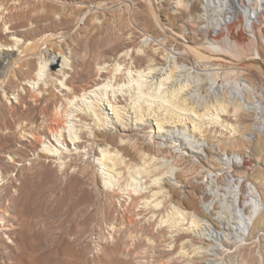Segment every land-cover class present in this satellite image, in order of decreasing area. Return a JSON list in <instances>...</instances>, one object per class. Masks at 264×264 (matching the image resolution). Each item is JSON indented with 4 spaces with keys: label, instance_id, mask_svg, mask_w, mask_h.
Listing matches in <instances>:
<instances>
[{
    "label": "rangeland",
    "instance_id": "obj_1",
    "mask_svg": "<svg viewBox=\"0 0 264 264\" xmlns=\"http://www.w3.org/2000/svg\"><path fill=\"white\" fill-rule=\"evenodd\" d=\"M227 1L221 0L218 11L215 8L206 9L204 0H156L165 30L176 32L199 45L221 46L234 60L235 69L218 71L216 78L219 87L215 92L219 96H227V106L224 107L212 103L216 94L210 92L209 81L215 77L185 70L181 66H190L189 61H195L194 55L190 51L186 52L188 62L186 57H176L180 43L157 25L146 0L106 1L100 9L85 16L82 22L79 12L99 0H0V30L5 32L12 26V29H17L14 33L1 36L0 44L13 47L12 51L4 52L17 53L20 47L23 49L30 42L36 46L29 52L35 56L32 59L36 63L31 77L27 67L13 64V68L6 70L5 78L0 82V101L6 100V103H0V125L3 123L0 126V155L6 158L9 165L13 163L10 168L11 182L7 179L0 182V205H9V213L14 218L10 238L4 239L0 235V264H212L207 261L209 253L203 252L213 242L206 238L209 230L202 220L205 214L201 207L209 203V197L202 193L210 185L208 170L213 172V168L219 164L223 167L221 162L225 156L245 158V170L238 169L236 163L233 167L246 182L257 188L263 218L253 227L252 239L241 243L226 239L214 258L215 264H264V115H258L256 108L247 111L243 105V108L240 107L241 103L247 105L259 100L264 107V69L240 68L244 66L245 57L258 56L255 53L257 49L262 54L263 48L259 46H264V33L259 39L248 35L249 40L243 44L232 42L227 37L222 40L208 38L206 32L225 15L229 7ZM195 4L200 7L201 20L191 15L197 10ZM262 6H258L260 10ZM256 7L251 5L253 9ZM243 21L245 24L246 19L243 18ZM50 34L64 35L52 43V51L65 52L71 60L75 54L69 47L75 45V41L80 42V45L83 42L77 51V57L83 60L85 56L87 61L83 73L85 79L80 82L82 85L89 83V73L98 62L115 59L127 52L132 55L131 61L127 60L122 70L128 67L134 70L138 66L147 71L150 68H163L165 74L160 71L151 74L152 77L142 82L141 91L133 82L132 92L125 93V98H128L126 104L130 108L124 116L130 123V131H123L119 126L115 129L110 124L105 128H97L91 121L92 124L83 129L87 133V147H83L80 152L69 142V138L70 149L56 142L53 135L49 134L33 148L29 142L22 145L12 141L10 131L4 127L7 123L15 122L19 113L28 114L34 120H41L43 115L39 108L35 109L40 107L38 101L25 99L21 104L16 98L11 99L15 95L9 93L8 87L15 89L20 85L23 93L21 78H37L39 68L48 59L47 44L41 46L40 41L42 43ZM146 54L152 55L155 60L146 61ZM261 61H264V57ZM255 68L259 69L258 72L253 70ZM52 69L57 70L58 67ZM122 70L117 74L120 75ZM242 71L244 73L240 74ZM254 72L258 73V79ZM169 74L171 78L166 80ZM238 75H243L245 81L256 87H253L250 95L242 91L246 99L240 103L241 97L234 92L241 80ZM132 77H135V73L130 76L125 74L124 83L128 84ZM15 82H19L18 85ZM45 83V80L40 81L44 88L52 85L50 82L45 86ZM59 88L60 84L56 83L54 90L63 98ZM34 90L38 91V88ZM3 92L9 96H4ZM160 96L162 98L159 99ZM64 100L59 106L58 103L54 104L53 109L58 121L68 128L75 124L73 118L76 117L77 107L83 106L84 112L81 114L85 115L88 106L80 103L79 106H72L65 104ZM27 101H33V110L28 109L30 104ZM135 101L138 104L134 105ZM16 102L18 110L14 109ZM150 103H153L150 113L154 111L150 117L159 115L167 120H177L178 116H182L186 124L175 128L166 127L165 131L158 133L155 121L148 118L146 108H149ZM131 106H143L146 109L143 124L135 122ZM192 120L201 127L202 133L192 131L188 123ZM181 130L193 136L192 145H188L185 140L178 143L169 139L171 131ZM151 131H154L153 137ZM98 134L105 135L106 140L116 137L118 145L111 140L95 141V135ZM91 144L94 146L89 150ZM107 144L116 148L112 150L116 156L113 154L104 160L102 155ZM55 145L60 149L56 153L50 151L57 149ZM156 178H159L158 184L153 181ZM106 181H109L108 184ZM7 186L11 189L8 190ZM176 208L186 211V215L179 218ZM215 208L214 211L220 210L218 203Z\"/></svg>",
    "mask_w": 264,
    "mask_h": 264
},
{
    "label": "bare ground",
    "instance_id": "obj_2",
    "mask_svg": "<svg viewBox=\"0 0 264 264\" xmlns=\"http://www.w3.org/2000/svg\"><path fill=\"white\" fill-rule=\"evenodd\" d=\"M106 1H109V0H99L98 3L90 4L88 7L86 6L87 7L86 10H81L79 12V15H80L79 20L82 22L83 18L85 16H87L88 14H90L91 12H93L96 9H100L103 5H105ZM228 1H229V4H228L229 7H228V9H226L227 11H226V13H224L225 15L222 17L220 22L216 23L215 26L210 27L211 28L210 31L209 30L207 32L205 31L208 38H212V40L213 39L220 40L223 37H227L232 42H235L238 44H243V43H245L246 40H249L248 35H250V34L254 35L255 38L258 37L257 39H259V37L264 33V29H263L264 3H263V0H228ZM146 2L148 4V7L150 8L151 14L155 17V20H156L155 22L158 23L157 25H159L163 29V31L166 34H168L171 38H173L174 40H176L180 43V49L178 52L175 53L177 55L176 57L178 59L179 58L184 59L183 57H186L188 55L186 53L188 51L192 52V56L194 55L195 59H194V57H191V58L194 59L195 61L190 60L189 61L190 66H187V64L186 65L182 64L181 66L185 70H195L199 74L205 73V75L207 74V75L215 77V79H212L209 81V85H211L210 92L211 91L215 92L216 88L219 87L218 83L216 81V78H218V75H217L219 73L218 71H220V72L225 71L228 68H229L228 70H230L231 68L235 67L234 66L235 62L232 59V57L228 56L221 46L219 47L217 45H215V46L214 45H208V46L199 45V44H196L194 42H190L187 39H184L182 37V35H180L176 32L170 33V31L168 29L165 30V28H164L165 25L163 24L164 26H162V22L160 20V14H159L160 11H159V8L157 6L156 0H146ZM18 3H20V2H18ZM225 3H223L224 7H225ZM220 4H221V0H204V7L206 9L215 8L216 10L220 11V6L222 5V4L221 5ZM14 5H16V4H14ZM251 5H255L257 7L253 9V8H251ZM3 6H4V4H3ZM194 6H195V10L196 9L197 10L195 13L193 11L192 13H194V14H191V15H195L196 19L198 18L201 20L202 19L201 15H200L201 10H198V9H200V7L198 4L197 5L195 4ZM258 6H262L263 7L262 10H260V8ZM147 10H148V8H147ZM0 15H1V10H0ZM242 17L246 19L245 24H244ZM193 18H194V16H193ZM194 20H195V18H194ZM196 23H198V21H196ZM19 24H21V23H19ZM79 24L80 23H78V25ZM12 28H14V27L12 26ZM12 28L6 29L7 31H5V32L1 29L3 31V33L0 30V38L3 35L7 36L9 33L10 34L14 33L15 30H17V29L14 30ZM60 34H57V35L50 34L44 39V41L42 43L40 41L41 46L44 44H47V47H48L47 48V53H48L47 57H48V59H47L46 63L39 68V71L36 74L37 78H34V79L28 78L29 80H27V78H24V79L21 78L23 81V82L21 81L22 87H23V93H21L22 90L20 88V85L17 86L15 89L8 87V90L10 92L7 90L9 93H11V95L12 94L15 95V96H11V99L16 98L18 100V102L21 101L20 102L21 104L24 103L25 99L31 101V99L33 98V101H34V99L36 101H38L37 104L38 105L40 104V107H37L35 109L39 108L38 110L41 111L43 118H41V120H38V119L34 120L31 118L32 116L29 117L28 114L24 115L22 113H19L17 115L15 122H13L14 121L13 120L12 123H9V124L7 123L4 127H5V130L7 129L10 131L12 141L17 142V143L22 144V145H26V142H29L31 144L32 148H33V146L36 147L39 143L42 142V138L49 134L50 136L53 135L54 140L56 142H58L59 144H63L64 146H67L70 149V144H68V141H67V138H69V142L73 143L77 152H80L82 150V148L85 147L86 144L88 143L87 133L83 129H85L87 126L91 125L92 124L91 121H94V126L97 128L98 127H104L105 128V126L108 127V125L110 124V125H114L115 129L118 128V126H119V128L120 127L123 128V131H128L130 128V123L128 122V120L127 121L125 120L124 115L127 112L128 108H130V107H128L126 104V101L128 100V98H125V96H126L125 93H131L132 92L133 86L131 84L134 85L133 82H135V86H137L138 90L141 91L140 87L142 85V82L146 81V78L148 79L149 77H152L151 74H153V73L156 74L157 71H160V73H162V74H165V72L163 71V68L157 69V68H150V66H149L150 69H148V71H147L146 69L143 70V68H141L140 66L136 67L135 65L134 66L136 68L134 70H131V67L127 66L128 68L127 69L123 68V70H124L123 71L122 65L127 64V60H129L130 57L132 56V55L131 56L129 55L130 52H129V54L127 52V53L121 54L120 57H117L115 59H110V60L108 59V61L105 60V61L98 62L96 67L92 68V70L89 73V75H90L89 77L91 79L90 81L88 80L89 83L86 85H82V84H80V82L82 80L84 81V79H85V76L83 73H84V70L86 69L85 62H87V61H85V58H86L85 56H83L84 61L82 59L78 58L77 57V54H78L77 51L79 50V46H81L83 42L80 45V42L75 41L76 44L73 45L72 47H69V50L73 51V53L75 54V55L73 54L74 57L72 56V60H71L68 58L67 55L64 54L65 52L64 53H62V52L56 53V52L52 51L53 50L52 46H51L52 43L59 40L62 36H64L63 34L62 35H60ZM15 42H16V40H15ZM18 44H20V43H18ZM159 44H160V42H159ZM6 46H7V44H6ZM34 47H36V46H33L30 42V43H28V45L26 47H22L23 49H21V47H20L18 49L17 53H9V52L5 53L4 50L12 51L13 47H10V46L4 47L3 44H0V82L2 79L5 78L4 76L6 75L5 74L6 70H8V68L9 69L13 68L12 67L13 64H15V65L19 64V67L21 66V68L27 67L28 71L30 73V77H31V73H33V71H34V64H36V63L34 62L35 59H32L35 56H33L32 54L30 55L29 52L33 51L35 49ZM259 47H260V49L263 48L262 54H261V52H260V54L263 55V57H264V46L260 44ZM155 50H158V49H155ZM180 50H182V51H180ZM258 50L259 49H257V52L253 51L254 55H255V53H257L256 54V55H258L257 57L255 56L252 58L251 57L250 58H246V57L244 58L245 59V60H243L244 62L242 61L243 62L242 65H244V66L240 67L241 69L242 68H244V69L249 68L250 69L251 67L252 68H254V67L259 68L260 67L262 70L264 69V61H261L263 57L260 56ZM86 51H87V49H86ZM35 52H36V50H35ZM71 54H72V52H71ZM187 57H186V59L188 62L189 59ZM40 58H42V57H40ZM37 59H38V57H37ZM133 59H134V56H133ZM133 59H132V61H133ZM144 59L146 61L152 62L153 57L150 54H146ZM154 60L155 59H153V61ZM21 61H22V63H20ZM118 61H120V63ZM130 61H131V59H130ZM198 63H200V64H198ZM54 66H57L58 69L53 70L52 67H54ZM35 68H36V66H35ZM120 70H122L123 72L119 75V73L117 74V72H120ZM253 70L256 71L257 69L255 68ZM258 70H257V72H258ZM210 71H213V72H210ZM243 71L240 74L245 72V71L244 72ZM263 72H264V70H263ZM132 73H135V77H132L131 79H129L130 80L129 83L125 84L124 80H123L124 75L126 74V75L130 76V75H132ZM87 74L88 73H86L85 75H87ZM253 74H255L257 79H258V76H257L258 73L256 74L254 72ZM238 76H240V75H238ZM245 76H246V74H245ZM242 77H244V76L243 75L240 76L241 80H239L240 81L239 84L234 89L235 94L238 97H241V100L239 101V103L245 101V99H246V97H244L245 95H242L243 94L242 91H246V92H248V94L249 93L251 94L253 87H254V85L252 86L251 84H249L250 83L249 81H248L249 82L248 83ZM252 77H254V76H252ZM259 77L261 78V76H259ZM170 78H171V76L169 74L166 77V80H168ZM46 79H48L47 80L48 82L46 81ZM43 80H45V82H46L44 84L45 86L51 82V84H52L51 87L50 88H44L42 86V84H40V81H43ZM256 80H255V82H256ZM162 82H163V80H161V87H162ZM16 83L17 82H15V84ZM18 83L16 85H18ZM56 83L60 84L59 89H61L60 91L62 92L63 98L65 100L61 96H59L57 94V92H55L56 90H54V89H55ZM186 83H187V81H186ZM256 84H258V83H256ZM36 88H38V91L34 90ZM220 88H222V85H220ZM254 88H256V87H254ZM162 89H163V87H162ZM34 91L36 94H34ZM3 94H4V92H3ZM215 94L216 95H215L212 103L215 104V106H219V105L224 106V107L227 106V100H226L227 96L226 97L222 96V95L219 96L216 92H215ZM5 95H7V93L4 94V96ZM0 96H1V94H0ZM7 96H9V95H7ZM253 96H255V95H253ZM8 98H10V97H8ZM160 98H162V96H160L159 99ZM135 99H136V97H135ZM135 99H133V100H135ZM259 99H260V96H259ZM261 99L263 100V98H261ZM63 100L66 102V103L64 102L65 104L72 105V106H79L80 104H82V105L86 104L88 106V110L87 109L85 110V113H84L85 115H82L83 114L82 111L84 112V109H82L83 106L82 107L79 106V108L77 107V110L75 109L76 110L75 113H77L76 114L77 118L76 117H75V119L73 118V120H75V124L69 125L68 128H66L61 122L58 121L57 116H56V112L53 109L54 104L58 103V106H59V104H62ZM163 100L171 103L170 100H167L165 98H163ZM184 100H186V99H184ZM228 100H229V97H228ZM5 101L6 100H4V102ZM22 101H23V103H22ZM30 101L29 102L27 101L30 104V108H28L29 110L32 109L31 103L33 102L32 101L30 103ZM1 102H3V101L1 100L0 103ZM18 102H16V104H14L15 110H18L17 109L18 106H16L18 104ZM35 102H34V104H35ZM259 102H261V100H259L258 102L255 101L253 103H249L247 105H245L244 103H241V106L238 103V105L241 108L245 107L247 111H248V109L256 108L258 115H264V107ZM43 104H45V105H43ZM136 104H138V103L135 101L134 105H136ZM242 105H243V107H242ZM139 106H141V105L139 104ZM2 107H3V105H2ZM8 107H9V105H8ZM108 107H109V109H108ZM150 107H153V103H150L149 108H146L147 112H149V113H147V114H149V117L148 116L147 117L150 118L151 120L153 119L155 121L154 126H156L158 133L165 131L166 127L175 128L177 126H182L183 124H186V123H184V120H182L183 118L181 119L182 116L180 117L178 115H177L178 116L177 120H174V119L173 120L172 119L167 120L165 117L160 118L159 115L152 116L154 114V111H152L150 113V111H151ZM132 108L134 109L133 111H134V116H135V122L137 124H140V123L143 124L146 109H144L143 106L137 107V108H135V106H134ZM223 110H225V109H223ZM5 112H6V110H5ZM150 114H152L151 117H150ZM201 116L202 115H200V117ZM88 121H90V122L88 123ZM5 123L6 122H4V124ZM188 123L191 124L192 131L194 133H198V132L202 133L203 132L201 127H199V125L195 122V120L188 121ZM2 124L0 125L1 127L3 126ZM4 127L2 129H4ZM76 127H78V128L80 127L79 128L80 130L77 129ZM93 128H92V132L90 131L92 134L94 132ZM112 128H113V126H112ZM79 131H80V133H78ZM153 133H154V131L153 132L151 131V137H153ZM170 134L171 135H168L169 139L174 140L178 143L182 140H185V142H187L188 145H192L194 143L193 136L186 134V133H183L182 130L177 131V132L171 131ZM102 136H103V138H101ZM7 137H8V135H7ZM105 137L106 136L103 134L101 136H99V134H98V135H95L94 140L95 141L96 140H105V142H108L109 140H111V141H113V144L118 145V141H117L116 137H111L107 140L105 139ZM12 141H10V142H12ZM11 144H13V143H11ZM19 144H17V148H18ZM20 146H19V148H20ZM93 146H94V144L89 145V150H92ZM161 146H162V144H161ZM54 147H57V146L55 145ZM113 149H116V148H113L109 144H107L106 148L103 150L102 159L106 160L105 158L108 159V157L111 158L112 156H114L115 153L112 152ZM59 150L60 149L57 147V149L50 150V151H54L56 153ZM47 151L49 152L48 149H47ZM115 152H118V151L116 150ZM4 156H6V155H4ZM7 157H9V156H7ZM233 157H237V156H233ZM230 160L232 161V158L228 159L225 156L223 158V163L221 162V165H224L223 167H221L219 164L218 167L213 168V170H214L213 172H210L208 170V172L210 174L209 175L207 174V176L209 177L210 185H209V187H207V189H204L205 190L204 192L202 191L203 193L201 192L203 195H206L207 197H209V203L208 204L204 203V205H202L201 208L205 214V217L202 218V220L205 221V224L209 230V233H206V235H207L206 238H207V240L213 242L212 244H209V246L207 248L203 249L204 250L203 252L209 253L210 258L208 257L207 261L212 263V264H215L214 258L217 257L218 252L220 249H222V244L224 243V241L226 239H231V241L236 242V243L237 242L241 243L243 241H247L249 239H252L253 227L255 226L256 222H258L259 220H261L263 218V209L261 208L260 197L258 196L259 193L257 191V188L252 186L251 184L245 185V188H243V189L237 188V185L240 183L242 186V183H243L242 178L243 177L239 175L240 172H238L236 170V168L229 165ZM11 164H13V163H11ZM11 164L10 165L8 164V162L6 161V158H4V157L1 158V160H0V182H4L5 179H7L9 181L11 180L10 179L11 178L10 171H12V170H10ZM241 164H243V162ZM245 166L246 165L243 164V165H239L237 168L238 169H244ZM206 172H207V170H206ZM158 180H159V178H156L153 181H154V183L158 184V182H157ZM12 181H13V179H12ZM108 182L109 181H106L107 184H108ZM11 184H13V183H11ZM9 188L10 187L7 186L8 190H9ZM7 197H8V195H7ZM217 203L220 206V210L214 211L216 209L215 206ZM176 209H177V212L179 214V218H183L186 215V211H183L182 209H179V208H176ZM9 211H10L9 205H6V206L0 205V235L4 236L5 237L4 239L10 238L11 230L13 231L12 227H13V222H14L13 219L14 218L11 217ZM182 220H184V219H182ZM215 227H217V229ZM0 238H2V237H0ZM6 246H7V244H6Z\"/></svg>",
    "mask_w": 264,
    "mask_h": 264
},
{
    "label": "built area",
    "instance_id": "obj_3",
    "mask_svg": "<svg viewBox=\"0 0 264 264\" xmlns=\"http://www.w3.org/2000/svg\"><path fill=\"white\" fill-rule=\"evenodd\" d=\"M226 158H232V161L230 160V162H229V165H231L232 167L234 166V163H236L237 164V167L239 166V165H243V164H245V161H244V159L245 158H238V157H233V156H231V157H228V156H226ZM243 162V164H241ZM242 180H243V183H242V186H241V183L240 184H238L237 185V188H239V189H243V188H245V185H247V184H251V183H249V182H246L245 180H244V178H242ZM239 181V180H238ZM252 185V184H251ZM253 186V185H252ZM258 196L260 197V195L258 194Z\"/></svg>",
    "mask_w": 264,
    "mask_h": 264
}]
</instances>
